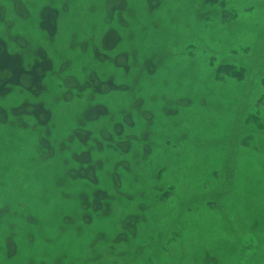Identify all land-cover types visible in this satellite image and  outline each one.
<instances>
[{"label":"rangeland","instance_id":"obj_1","mask_svg":"<svg viewBox=\"0 0 264 264\" xmlns=\"http://www.w3.org/2000/svg\"><path fill=\"white\" fill-rule=\"evenodd\" d=\"M0 51V264H264V0H0Z\"/></svg>","mask_w":264,"mask_h":264},{"label":"bare ground","instance_id":"obj_2","mask_svg":"<svg viewBox=\"0 0 264 264\" xmlns=\"http://www.w3.org/2000/svg\"><path fill=\"white\" fill-rule=\"evenodd\" d=\"M249 1V0H248ZM31 2H33V1H31ZM31 5H32V3H31ZM246 5V1H242V2H240V3H237V10L238 11H241L242 9H243V7ZM33 8V7H32ZM46 10V12H47V14L48 13H54V11L51 9V7H48V8H46L45 9ZM77 11H79V8L77 9V10H75V12L74 13H76ZM68 12L70 13V15H72V11H70V8L68 9ZM55 14V13H54ZM255 16V17H254ZM256 16H257V14L254 12L253 14H249V16H247V17H245L243 20H242V23L244 24V26H243V28H242V30H243V32L242 33H246V31L248 30V25L250 24V23H252V21H254L255 20V18H256ZM161 18H162V16H160ZM163 19V18H162ZM165 22V21H164ZM251 25V24H250ZM52 27H54V24H53V26ZM139 39V38H138ZM0 52H3V55H2V58H3V62H8V61H12V60H14V59H18L19 57H21L20 55H17V56H9V55H7L6 54V52L5 51H0ZM175 77H173V82H175V81H177L178 80V77H177V75L175 74L174 75ZM155 88H156V86H155ZM155 89L154 88H148V91H154ZM192 90V89H191ZM199 90H201V88L199 87V88H194L193 89V91H199ZM193 91H191V92H193ZM194 93V92H193ZM213 100H215L216 101V99H213ZM141 101L142 100H139L138 101V104L139 103H141ZM209 104H211V109L207 112V114H209L208 115V117H213V118H217V116H216V109L218 108V103H216V102H211V103H209ZM191 114V113H190ZM189 123H191V127L189 128V130H190V132L191 131H196V132H198V131H200V128L199 127H201V120L199 121H197L196 120V122H191V120H190V122ZM195 132V133H196ZM199 133V132H198ZM219 134V131L217 130V129H215L213 132H210V130H209V132H207V133H202L201 135H199L198 136V139L199 140H197V142H195L196 143V145H194L193 143V149L195 148V149H197V148H199V142H200V139H201V141L203 140V139H205L206 138V136H208L209 134ZM203 138V139H202ZM216 141H218L217 140V138H214V140H211V143H214V142H216ZM212 150H211V148H207V149H203L201 152H199L198 154H201V155H203L204 157L205 156H209V155H212V156H214L215 154L213 153V152H211ZM178 155H181L182 157H185V158H187V156L189 155V152L188 153H177ZM253 155V158H256V159H258L259 157L261 158L262 156H260V155H257L256 153H253L252 154ZM184 164L185 163H187V160L185 161V162H183ZM87 173H90V170L89 169H87V170H85ZM260 175H262L261 173H260ZM91 176V175H90ZM6 195L7 196H9L10 195V193H9V190L6 192ZM30 197H32L31 196V194H29V195H27V198H30ZM33 198V197H32ZM55 205V204H54ZM61 205H63V204H61ZM49 206V205H48ZM48 206H46V205H43V207L44 208H46V207H48ZM42 210H44V209H42ZM48 209L46 208V211H47ZM45 211V210H44ZM162 214H164L165 215V213H162ZM82 216V218H83V220L85 221V222H87L88 220H89V215L88 214H82L81 215ZM4 223V226H8V228L9 229H11V227L9 226L10 224H11V222L9 223V225L4 221L3 222ZM154 225V224H153ZM11 226H12V224H11ZM81 230V233H82V235L83 236H87V233H88V228L87 227H85V226H81L80 228H79V231ZM155 231H157V225H154V226H152L151 228H149V230H148V233H146V234H144V236H142L143 238L142 239H145L146 237H148L151 233H154ZM132 239H134V238H132ZM216 249V248H215ZM12 252V251H11ZM85 253H86V251H85ZM43 258V256L41 255V254H39V255H35V256H30L29 254H24V255H22V256H19V258H18V261H28V262H30V263H32V264H44V262H41L40 260ZM84 262V261H83ZM106 263L108 264L109 262L108 261H106Z\"/></svg>","mask_w":264,"mask_h":264}]
</instances>
